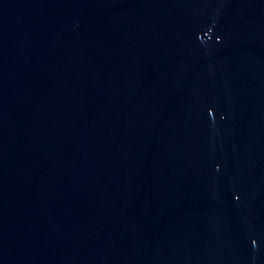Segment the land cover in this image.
I'll return each instance as SVG.
<instances>
[{
    "label": "water",
    "instance_id": "water-1",
    "mask_svg": "<svg viewBox=\"0 0 264 264\" xmlns=\"http://www.w3.org/2000/svg\"><path fill=\"white\" fill-rule=\"evenodd\" d=\"M0 264H264V0H0Z\"/></svg>",
    "mask_w": 264,
    "mask_h": 264
}]
</instances>
